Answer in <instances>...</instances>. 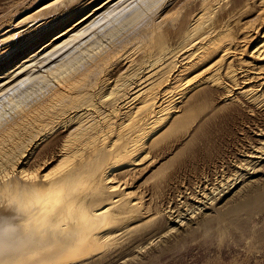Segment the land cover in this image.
Masks as SVG:
<instances>
[{
    "label": "bare ground",
    "instance_id": "bare-ground-1",
    "mask_svg": "<svg viewBox=\"0 0 264 264\" xmlns=\"http://www.w3.org/2000/svg\"><path fill=\"white\" fill-rule=\"evenodd\" d=\"M76 1L26 19L63 5L39 35L0 36V264H144L142 241L264 170V0H121L55 38ZM240 118L249 147L235 178L183 191L182 215L165 206L158 193L195 143ZM263 196L264 186L229 209Z\"/></svg>",
    "mask_w": 264,
    "mask_h": 264
},
{
    "label": "rangeland",
    "instance_id": "rangeland-1",
    "mask_svg": "<svg viewBox=\"0 0 264 264\" xmlns=\"http://www.w3.org/2000/svg\"><path fill=\"white\" fill-rule=\"evenodd\" d=\"M60 1L62 0H0V36L6 33L16 34L19 31L24 33L32 28L35 30L38 29L39 31L37 34L39 35L45 30L43 29L40 31V29L47 24L48 20L54 21L66 13L65 9L60 11L63 5L60 6L58 11L50 12L46 16H40L31 22L25 20L33 15H37L42 10L50 8L53 4H57ZM108 1L109 0H85V2H83V0H77L75 3L77 8L72 11V14H78L72 16L73 18L71 20L65 22L63 26L52 34H55L56 38V34L58 33V37L68 28H73L79 21L100 9L96 13L97 15L90 19L91 21L93 20L90 25L92 27L99 17L110 9L109 6L116 5L121 0H114L108 3L106 8H102ZM80 10H82V12H80ZM63 20L64 19H62V21ZM85 24L87 25L88 23H84L82 27L85 26ZM70 33L71 32L67 35L64 34L65 36H63L61 40H65L69 35L73 34ZM51 38L52 35L44 38L40 43L36 44L28 51L36 47L38 49L42 44L44 46ZM91 38L92 36L86 39V42ZM21 39L22 36L14 37L5 44L10 43L14 47ZM79 39L80 38L76 39L74 42ZM3 45L4 44L0 45V55L3 54V49L7 48V45ZM13 47L11 48L12 50L14 49ZM11 49H9L10 51L8 52L10 54ZM69 54H66L63 58ZM49 61L50 60H47L41 66L46 65ZM38 69L43 70V68L37 67L34 68V71ZM1 84L0 82V85ZM245 126L242 118H240L235 122L231 121L228 125L225 123H218L212 127L207 138L195 143V153L185 158V162L183 161L182 166L179 167V172H176L164 183V187L161 190L162 192L158 193L161 202L164 203L165 206L168 204L172 210L177 209L178 211L176 210L175 213L178 212L182 215L186 213L184 210L185 208L180 207V202L184 200L181 196L185 192H190L192 188L200 184L199 187L194 189L199 190L200 188V190H202L201 193H208L210 191L209 188L216 186L217 180H220L223 175L230 179L235 178L234 174L236 169L233 165L238 163L239 155H241L242 151H246L249 147V141L247 140L248 135L246 131L244 132L241 130ZM249 172H251V170H249ZM261 173L253 176L247 174L243 179L238 177V179L235 180L236 183L230 182V188H226L224 190L225 193L223 191V194L219 193L217 195L213 203L214 205H206L195 213L192 218L187 219L188 215L184 216L185 219H182L184 223L181 226H178L161 238H158L159 235L156 234V236H152V242L151 240L142 241L143 248L141 254L145 255L143 259L144 264H264V196L260 199V205L257 204L249 210L231 212L229 209L252 196L256 188L264 186V170L261 171ZM212 181L215 182L213 183ZM152 182L153 180H149L145 183L146 186L144 185L145 187L143 188L144 194L147 193V195H149V193H153L151 189ZM242 183L248 185L243 187ZM155 195L157 194H154V196ZM174 205L178 207L176 208ZM220 212H222L224 216ZM217 215H221V220H224H218L216 218ZM159 230L156 229L154 232L156 233ZM154 232H152V234H154ZM164 241L168 244L166 250H164L166 252L157 251L156 249Z\"/></svg>",
    "mask_w": 264,
    "mask_h": 264
}]
</instances>
